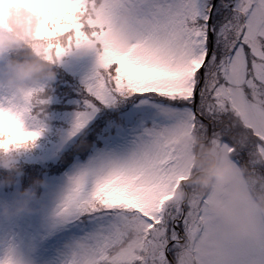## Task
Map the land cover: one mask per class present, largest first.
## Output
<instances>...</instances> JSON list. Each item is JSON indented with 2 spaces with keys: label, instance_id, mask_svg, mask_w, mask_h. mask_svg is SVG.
Returning <instances> with one entry per match:
<instances>
[{
  "label": "snow or ice",
  "instance_id": "obj_1",
  "mask_svg": "<svg viewBox=\"0 0 264 264\" xmlns=\"http://www.w3.org/2000/svg\"><path fill=\"white\" fill-rule=\"evenodd\" d=\"M44 15L37 39L49 58L67 45L87 43L80 16L85 0H39ZM134 18L119 25L115 13L94 27V69L81 81L69 136L79 134L89 159L78 166L61 212L87 214L102 242L133 218L147 254L131 264H264V217L251 232L229 238L206 198L166 195L183 184L184 166L171 133L190 126L218 143L238 164L264 176V0H131ZM89 23H92L91 21ZM69 42V43H72ZM0 146L27 145L17 118ZM62 264H67L63 261Z\"/></svg>",
  "mask_w": 264,
  "mask_h": 264
},
{
  "label": "clouds",
  "instance_id": "obj_2",
  "mask_svg": "<svg viewBox=\"0 0 264 264\" xmlns=\"http://www.w3.org/2000/svg\"><path fill=\"white\" fill-rule=\"evenodd\" d=\"M110 12L115 13L121 26L135 15L131 0H85L80 16L88 42H72L74 34L62 35L59 42L66 44L67 50L73 46L103 48L117 34L115 29H105L106 35L95 39L91 34L99 31L94 25L105 20ZM43 23L39 0H0V57L12 53L0 66V93L5 101L0 103V134L9 126L10 116L17 118L25 132V114L41 122L49 120L50 82L55 78L54 65L60 56L45 55L46 42L37 39ZM260 125L264 127V118ZM171 137L180 149L185 180L183 184H174L166 195L176 199L204 197L219 218L217 228L222 234L229 238L248 235L264 217V176L248 164H238L218 143L190 126L178 124ZM14 147L0 146V186L14 183L21 172ZM42 183L34 178L17 191L12 201L0 202V212L12 215L30 210V201ZM132 219L117 225L115 237L106 236L102 242L91 240L89 234L71 237L64 243V260L67 264H131L134 258L147 254L140 226L130 223Z\"/></svg>",
  "mask_w": 264,
  "mask_h": 264
},
{
  "label": "rangeland",
  "instance_id": "obj_3",
  "mask_svg": "<svg viewBox=\"0 0 264 264\" xmlns=\"http://www.w3.org/2000/svg\"><path fill=\"white\" fill-rule=\"evenodd\" d=\"M7 57V54H6ZM6 57H0V66H3ZM66 57L63 61L64 65L69 68L72 73L78 76L69 75V79H64V84L59 90L52 91L54 98L57 99V92L61 98L67 94H77L72 101L76 103L79 97V89L81 81L95 67L98 53L94 48H78L73 46L70 50H66L59 58ZM61 74V73H58ZM56 84L52 89H55ZM3 93H0V103L5 101L2 99ZM58 98V99H59ZM57 99V100H58ZM73 109H77L74 104ZM50 108V107H49ZM64 109L68 111H57ZM71 104H59L54 108L56 113L49 116V120L41 122L34 120L30 115L25 114L24 123L28 131H38L41 135L44 131L53 132L43 142L35 143L33 151H40L45 145L51 142L49 149L42 152V155L53 153L52 159L57 158V152H68L73 146V137L69 136L75 118V112ZM57 117L59 121H57ZM46 129V130H45ZM58 134L60 137H58ZM44 135L46 133L44 132ZM39 139L42 136H37ZM58 137V138H56ZM56 138V139H55ZM43 142V143H42ZM28 150L24 148L23 151ZM15 151H17L15 149ZM33 151H27L28 155L34 156ZM90 155V154H89ZM89 155L85 158L73 155L60 173L43 172V183L39 185L37 195L30 201V210L22 211L12 215H5L0 212V264H62L64 261V243L73 236L89 234L98 227L96 217L87 214H77L73 216H65L61 212L63 202L67 196L70 187V178L77 170L78 166L83 165L89 159ZM38 167H46L47 162L44 158L35 157ZM31 168L23 171L27 176ZM32 169H34L32 167ZM40 172V170H39ZM2 174V170H0ZM17 177V176H16ZM29 179L17 177L13 184L0 186V202L12 201L19 189L29 185Z\"/></svg>",
  "mask_w": 264,
  "mask_h": 264
},
{
  "label": "trees",
  "instance_id": "obj_4",
  "mask_svg": "<svg viewBox=\"0 0 264 264\" xmlns=\"http://www.w3.org/2000/svg\"><path fill=\"white\" fill-rule=\"evenodd\" d=\"M12 53H7V57L8 56H11ZM17 55H19V53H17ZM55 58V57H54ZM64 59H66V57H63L62 59L59 58L58 62L54 65L55 69H56V75H55V78L50 82L51 83V100H50V104H49V116L52 115V113H50L51 111L52 112H55L54 111V108L56 106H58L59 104H71L72 105V109L71 110H74L76 111L77 109H73L74 107V102H72L75 97L77 96V94L74 92L73 94H67V95H64L62 96L61 98H59V94L60 92H57V99L54 98V94L52 91L54 90H59L60 87L64 84V79H69V75H75V76H78L76 73H72L73 71H71L69 68L67 69L68 65L65 66L64 65ZM58 73H61V74H58ZM56 84V87L55 89H52L53 85ZM57 111L61 112V111H68V110H64V109H58ZM57 121H59V118L57 117ZM53 133V132H48L46 131V135H41L43 138L39 139L38 137L35 138L34 141L30 142L29 144L27 145H23V146H19V147H14L13 148V154L17 156V162L18 164L20 165V168H21V172L19 175H17V177L20 179V184L21 182L24 183L23 181V177L29 179L28 182L29 184L32 182V180L34 178H43V175L42 173L44 171L48 172V173H60L64 166L70 161L72 160V157L73 155L75 154H78L79 156L81 157H84L86 155L83 154L82 150H81V144H80V140H79V134H77L74 139H73V146L72 148L68 151V152H63V153H59L56 151L57 153V158H55L54 160L52 159V155L53 153H50L48 155H46L45 157L42 155V152L47 148V150L49 149V146L51 144V142H49V144L47 143H44L45 145L42 147V149L40 151H33L34 150V147H35V143L36 142H40L41 140H44L46 138L49 137V135ZM58 137H60V135L58 134ZM56 137V138H58ZM55 138V139H56ZM42 142V143H43ZM24 148H28V150L25 149V151H23ZM15 149L17 151H15ZM27 151H33L35 153V157H41V158H46L44 161L47 162V166L46 167H38L37 168V161L35 160L34 156L32 155H28L27 154ZM32 167L34 169H32ZM27 168H31L30 169V172L27 174V176H25L23 174V171L26 170ZM40 170V172H39ZM16 177V178H17ZM15 178V180H16ZM16 182V181H14ZM13 184H9L11 187V189H13Z\"/></svg>",
  "mask_w": 264,
  "mask_h": 264
}]
</instances>
